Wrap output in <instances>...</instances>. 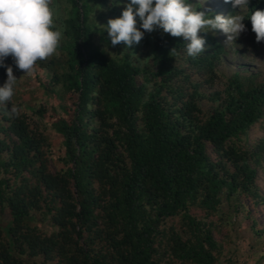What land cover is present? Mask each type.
I'll return each instance as SVG.
<instances>
[{
  "label": "trees",
  "instance_id": "1",
  "mask_svg": "<svg viewBox=\"0 0 264 264\" xmlns=\"http://www.w3.org/2000/svg\"><path fill=\"white\" fill-rule=\"evenodd\" d=\"M128 3L52 0L61 42L22 82L46 104L22 101L19 81L0 104V264H231L235 220H253L243 199L264 203V137L248 141L264 117L262 72L232 73L206 96L226 47L201 31L192 58L190 41L161 29L113 47L99 25ZM255 10L264 0L242 13L253 34ZM5 65L24 73L11 56Z\"/></svg>",
  "mask_w": 264,
  "mask_h": 264
},
{
  "label": "clouds",
  "instance_id": "2",
  "mask_svg": "<svg viewBox=\"0 0 264 264\" xmlns=\"http://www.w3.org/2000/svg\"><path fill=\"white\" fill-rule=\"evenodd\" d=\"M189 1L130 0L119 18H110L106 25H98L108 33L113 47L123 42L129 49L141 42L145 32L161 29L173 37L190 41L185 48L192 58L205 50L206 41L199 35L201 31H210L226 48L235 45L236 39L246 31L242 13L250 0ZM51 4L52 0H0V67L7 69V80L0 87V104L11 102L18 81L31 75L38 61L56 53L62 31L54 23ZM248 18L254 32L250 34L256 35L257 43L264 42V10H255ZM175 53L176 48H173L170 55ZM9 56L16 67L26 73L19 79L13 67L5 65ZM10 113L19 114L15 104Z\"/></svg>",
  "mask_w": 264,
  "mask_h": 264
},
{
  "label": "rangeland",
  "instance_id": "3",
  "mask_svg": "<svg viewBox=\"0 0 264 264\" xmlns=\"http://www.w3.org/2000/svg\"><path fill=\"white\" fill-rule=\"evenodd\" d=\"M237 8L241 11L239 7ZM226 50L228 53L223 56L221 65L216 69V78L213 80L211 86L202 88L206 96H211L216 91L222 90L228 76L235 72H240L248 76L257 72H262L264 78V42L257 43L256 35L244 31L236 39V44L229 45ZM235 51L238 52L235 53ZM25 74L24 72L20 74L21 76H15L19 79ZM32 79H34V77L29 78L28 75H26L19 80L20 85L17 88L20 91L21 100L28 101L29 96H35L36 102L39 104H46L47 97L42 95L40 90L37 89L35 93H32L30 88L22 84L23 81ZM25 90H27V92ZM28 103H30V101ZM206 103V101L203 102L204 107ZM56 104L57 103L54 101L55 106H57ZM48 135L50 136L49 141L51 142L52 155L54 157L63 156L64 149L61 147L59 140L53 137L49 132ZM262 137H264V117L262 121L250 131L248 141L257 142V139ZM59 167H61L59 162L51 165L52 170ZM259 182L261 193L264 194V173L262 172H259ZM243 203L252 213L253 220L249 218L235 220L236 228L235 232H232L231 238H233V243L236 244V250L233 254L234 261L231 264H254L260 253L259 247H262V250H264V235L261 234V232L264 231V203H260L259 205L254 203L251 204L247 198L243 199ZM36 224L42 230H47L49 232L52 230L48 220L42 222L39 220ZM260 235L261 237H259ZM229 254H231V250L227 255L225 254V257H228ZM223 264H225V262Z\"/></svg>",
  "mask_w": 264,
  "mask_h": 264
}]
</instances>
